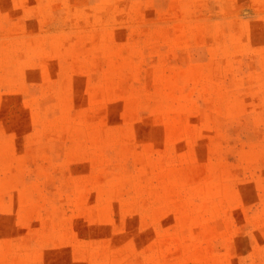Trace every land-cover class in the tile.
Returning a JSON list of instances; mask_svg holds the SVG:
<instances>
[{"label": "rangeland", "instance_id": "1", "mask_svg": "<svg viewBox=\"0 0 264 264\" xmlns=\"http://www.w3.org/2000/svg\"><path fill=\"white\" fill-rule=\"evenodd\" d=\"M0 264H264V0H0Z\"/></svg>", "mask_w": 264, "mask_h": 264}]
</instances>
